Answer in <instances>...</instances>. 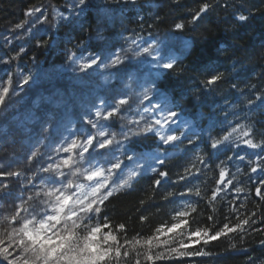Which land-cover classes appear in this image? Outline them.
<instances>
[{
  "label": "snow or ice",
  "instance_id": "6c2138e0",
  "mask_svg": "<svg viewBox=\"0 0 264 264\" xmlns=\"http://www.w3.org/2000/svg\"><path fill=\"white\" fill-rule=\"evenodd\" d=\"M173 2L179 4L180 0ZM215 2L199 0L195 8L188 9L189 19L181 17L172 22L164 39L152 37L150 43L138 36L117 34L127 47L116 43L115 37L110 41L102 34L100 26L111 20L116 11H123L111 7L107 0H66L68 15L55 6H48L51 14L47 7L42 10L43 6H33L25 16L34 17V20L22 21L15 28L22 29L31 24L28 33L35 30L39 38L34 35L29 38L36 39V48H41L45 42L40 34H48L46 25L58 28L59 24L52 23L58 20L83 28L80 17L95 12L96 34L89 39L103 43L87 56L67 49L66 61L73 72L87 74L93 68L112 69L115 75L125 67L126 61L152 57L154 67L171 74L182 69L178 57L169 49L168 41L181 38L177 34L187 25L199 24L213 10ZM135 3L136 0H125L124 6ZM228 7L233 5L228 4ZM244 7L247 8V4ZM155 19L160 20V17L157 15ZM235 20L246 23L249 15L240 12L235 15ZM37 24L40 25L38 29ZM138 26L143 28L144 24ZM11 43L6 40V44ZM77 47H83V43ZM190 47V42L184 41L185 50ZM25 53V48L20 46L14 55L0 56V64L9 69L0 76V111L7 110L20 91L35 83L30 70L25 73L17 68L13 72L10 68L12 62L22 59ZM223 79V73L206 68L201 86L214 91ZM147 83L154 85L156 80ZM140 87L143 91H129V85L124 84L123 88L111 89L100 105L88 106L75 132L65 129L68 136L61 133L51 140L49 150L58 157L55 162L51 156L47 161L41 159L38 147L41 141L38 140L22 156L12 153L7 165L0 164V264H184L185 260L214 255L205 246L222 237L232 235L243 243L249 229L264 236V227H261L264 225V126L257 129L252 121L233 126L229 121L221 133L214 135L211 128L200 129L198 133L194 122L183 115L178 99L169 98L168 93L158 87L155 90ZM232 88L240 91L242 102L250 111H264V87L257 89L256 83L245 84L250 92L247 96L243 95L239 84H232ZM177 108L181 111L177 112ZM178 120L179 126L173 128ZM117 121L121 122L120 129L109 131ZM141 136L158 139L165 147L158 144L151 155H127L125 151L122 155L126 160L115 155L123 141ZM185 141L192 148L181 149L185 153V162L182 170L175 173L176 179L172 180L170 171L163 169L172 155L171 150L184 145ZM240 145L252 151L241 156ZM234 149V155H230ZM237 159L241 163L247 160L244 168L236 167V172L247 176L250 187L228 168L229 163ZM34 165H37L36 171L25 176V171H31ZM154 165H159L160 170ZM148 171L156 175L148 178V188L137 197L132 214L113 222L104 209L116 194L130 195L135 191L140 178ZM197 173L204 175L205 180L193 184L192 180L199 179ZM257 173L255 179L250 175ZM36 179L41 181L39 185L34 184ZM16 181H19L18 189L12 186ZM167 181H171L172 187L161 191ZM177 187L183 190L178 191ZM25 192L30 194L25 197ZM245 192L244 200L239 201V194ZM229 193L235 195L225 201ZM193 196L197 199L189 202ZM157 199L162 202L155 205L157 212L168 207L170 222L157 223L150 235L134 228L135 234L129 235L130 223L141 226L150 223V217L154 215L151 206ZM179 201L183 202L182 208L178 206ZM217 204L228 207L230 215L215 228L192 227L195 217L204 215L201 205L205 211L210 210L206 221L215 224L213 213L217 211ZM248 204H253L254 210L249 209ZM258 215L261 217L259 222ZM177 236L180 238L176 239ZM259 243L264 245V239ZM236 249L237 245L231 244L224 251Z\"/></svg>",
  "mask_w": 264,
  "mask_h": 264
},
{
  "label": "trees",
  "instance_id": "16d2710c",
  "mask_svg": "<svg viewBox=\"0 0 264 264\" xmlns=\"http://www.w3.org/2000/svg\"><path fill=\"white\" fill-rule=\"evenodd\" d=\"M107 2L111 7L122 8L123 11H116L111 20L105 21L100 26L102 34L110 41L115 37L116 43L127 47L128 45L117 34L122 33L123 36L133 38L138 36L150 43L152 37L165 38L172 22L181 17L185 20L189 19L188 9L195 8L199 0H180L179 4L174 3L173 0H136L135 5L129 4L127 7L124 6L125 0H107ZM228 4L233 7L229 8ZM244 4H247V8ZM49 5L57 7L64 15H68L66 0H0V56L7 58L9 55H14L19 51L20 46H23L26 53L22 54V59L13 61L10 68L13 72L17 68L25 73L30 70L35 78V83H30L26 90L20 91L19 95L13 98L7 110L0 111V164L7 165L12 153L17 157L22 156L38 140L41 141L38 145L42 154L41 159L47 161L48 156H51L52 162H55L58 157L49 150L51 140L61 133L68 136V131L65 129L75 132L81 125L82 113L87 107L93 103L100 105L101 100L109 95L111 89L123 88L124 84H127L129 91H138V89L143 91L140 87L142 80L137 79H141L144 72L150 76V80H156V84L151 86L154 90L158 87L160 91L168 93L169 98L180 101L183 115L194 122L198 133L200 129L209 128L213 129L214 135L221 133L222 129L228 127L229 121L233 126L237 123L246 124L249 121H252L257 129L264 126V111L260 109L250 111L242 102L240 91L232 88V84H239L243 95L247 96L250 92L245 88V84L256 83L257 89L264 87V0H243V3L241 0H227V2L216 0L213 10L199 24L187 25L183 32L177 34L188 39L191 47L179 59L182 70L171 74L156 67L150 70L148 66L153 65L152 57H147L143 61L138 58L126 61L125 67L115 75L112 74V69L93 68L87 74L73 72L66 61L67 49L76 53L82 52L87 56L90 52L98 50L103 43L89 39L96 34V14L90 12L80 17L83 28L61 23L58 20L52 21L59 24V27L52 28L46 25L48 34H40L43 35L44 46L36 48V39H30L29 36L34 35L39 38V35L35 30L31 34L28 33L31 24L22 29H16L15 25L25 20H34V17L25 16V12L33 6H43L42 10L47 7L51 14ZM240 12L249 15L246 23L235 20V15ZM157 15L160 20L155 19ZM140 24H144V27H139ZM149 24H153V27H148ZM36 28H40V25L37 24ZM6 40H11L12 43L6 44ZM82 43L83 47H77ZM146 66L149 70L144 69ZM206 68H214L224 74L223 81L214 91H208L201 86V78L205 75ZM8 70L0 64V76H4ZM158 72L161 74L157 75ZM144 106H148L147 101L144 102ZM176 111L180 112L181 109L177 108ZM120 127L121 122L117 121L109 131H118ZM45 128L47 131L44 130ZM13 140L16 142L12 143ZM236 143L239 144V141ZM158 144L160 147H165L158 139L151 136L131 138L123 141L118 155L121 160H126V156L122 155L125 151L129 155L136 151H147L146 149L157 147ZM128 146L134 149L130 150ZM184 147L189 150L192 148L185 141L184 145L172 149L171 151L175 153L169 157L163 169L170 171L172 180L176 179L175 173L182 170L185 162V153L181 151ZM251 151L240 145L241 156ZM234 153L235 149L230 155ZM246 163L247 160L241 163L237 159L230 162L228 168L241 182L250 187L251 183L247 180V176L236 172L237 166L244 168ZM36 167L37 165H34L31 171H25V176L32 175ZM157 169L160 170L159 165ZM258 174L250 175L255 179V175ZM155 175L151 171L146 173L130 195L116 194L111 204L104 209L113 222H119L126 215L132 214L137 197L143 195L144 190L148 188V178ZM197 175L198 180L189 178L193 184L205 180L204 175L198 173ZM40 183L39 179L34 181L35 185ZM12 186L18 189L19 181L14 182ZM171 187V181H167L161 191ZM177 190L183 189L177 187ZM16 194L19 195V191ZM29 194L30 192H25L24 196L27 197ZM233 195L235 194L226 195L225 201ZM245 195L246 192L239 194V201L242 202ZM196 199L193 196L189 202ZM160 203L162 202L159 199L153 202L151 212L154 215L150 217V223L143 226L139 223L129 224V235H134L135 231L150 235L157 223L170 222L168 207L157 212L155 205ZM178 206L182 208L183 202L179 201ZM248 208L254 210L253 204H248ZM201 210L204 215L195 217L193 228L198 226L215 228L226 215H230L228 207L217 204V211L213 213L216 222L212 224L206 221L210 210L205 211L203 205ZM260 218L258 215L257 222ZM260 239H264V236H258L251 229L244 234L243 243L232 235L222 237L205 246V249L214 255L185 260L184 264H264V245L259 243ZM231 244H236L237 249L224 251Z\"/></svg>",
  "mask_w": 264,
  "mask_h": 264
},
{
  "label": "rangeland",
  "instance_id": "374dc122",
  "mask_svg": "<svg viewBox=\"0 0 264 264\" xmlns=\"http://www.w3.org/2000/svg\"><path fill=\"white\" fill-rule=\"evenodd\" d=\"M181 38H178V39H175V40H169L168 41V47L169 49L171 50L172 54H174L176 57L178 56L179 58H182L188 51L185 50L184 48V41H189L188 39L182 37V36H179ZM164 39V38H163ZM181 41V43H180ZM190 42V41H189ZM180 43V44H179ZM181 48V49H180ZM154 55H156V53L154 52ZM148 68H150V70H152L153 68H155L153 65H149ZM146 66V70H149ZM150 81V76L146 73L143 77V80L141 81V85L143 86H146V87H151L152 84H148L147 82ZM143 88V87H142ZM138 91H140V89H138ZM151 115V114H150ZM179 120L177 121V123L175 125H172L173 128H176L179 126ZM184 131H187V128L184 129ZM159 141V140H158ZM128 149H134L132 146H128ZM147 151H143V152H139V151H136L135 154H140V153H144L145 155H151L155 150H156V147L154 148H150V149H146ZM120 151V148L118 151L115 152V155L117 157H120L118 155V152ZM172 152V155L175 153L174 151H171ZM129 153V152H128ZM134 154V153H132ZM132 154H129V155H132ZM100 166H105L103 164H101ZM155 167H158V165H154ZM150 172V171H148ZM147 172V173H148ZM87 183V182H86Z\"/></svg>",
  "mask_w": 264,
  "mask_h": 264
},
{
  "label": "bare ground",
  "instance_id": "6f19581e",
  "mask_svg": "<svg viewBox=\"0 0 264 264\" xmlns=\"http://www.w3.org/2000/svg\"><path fill=\"white\" fill-rule=\"evenodd\" d=\"M162 39H163V38H162ZM180 43H181V41H180ZM180 43H179V44H180ZM180 49H181V48H180ZM177 57H178V56H177ZM178 59H181V58L178 57ZM145 74H146V73L144 72L143 75H142V77H141V79H137V80H143V77H144Z\"/></svg>",
  "mask_w": 264,
  "mask_h": 264
}]
</instances>
